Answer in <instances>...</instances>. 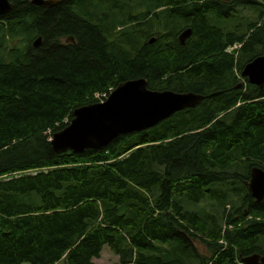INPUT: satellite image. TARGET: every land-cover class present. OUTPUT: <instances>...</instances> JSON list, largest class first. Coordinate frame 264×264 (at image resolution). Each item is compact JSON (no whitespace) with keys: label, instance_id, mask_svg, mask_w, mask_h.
<instances>
[{"label":"trees","instance_id":"16d2710c","mask_svg":"<svg viewBox=\"0 0 264 264\" xmlns=\"http://www.w3.org/2000/svg\"><path fill=\"white\" fill-rule=\"evenodd\" d=\"M8 1L12 11L0 16V264H93L105 246L118 264H241L264 255V198L255 202L245 187L251 167L264 170V85L235 74L264 55V0ZM100 3L111 19L94 14ZM237 8L243 17L228 30L209 23V15L230 23ZM127 23L136 24L112 36ZM185 24L192 35L181 46L176 29ZM138 78L151 90L205 99L102 149L53 151L51 135L76 108ZM233 178L242 190L230 182L237 198L223 229L208 232L196 206ZM205 232L212 240L197 235Z\"/></svg>","mask_w":264,"mask_h":264},{"label":"water","instance_id":"95a60500","mask_svg":"<svg viewBox=\"0 0 264 264\" xmlns=\"http://www.w3.org/2000/svg\"><path fill=\"white\" fill-rule=\"evenodd\" d=\"M59 0H31V4L49 8ZM8 0H0V16L12 11ZM192 30L180 32L177 40L181 46L191 37ZM41 39L32 43L40 46ZM154 39L149 40V44ZM241 76L256 87L264 85V55L247 63ZM205 99L193 92L177 93L171 90H151L144 78L131 79L118 84L105 101L84 105L73 111L68 126L52 135L50 144L57 154H80L86 150H99L121 135L143 132L156 127L174 114L198 107ZM245 187L255 202L264 198V170L253 166ZM242 264H264V255L252 254L240 260Z\"/></svg>","mask_w":264,"mask_h":264},{"label":"rangeland","instance_id":"374dc122","mask_svg":"<svg viewBox=\"0 0 264 264\" xmlns=\"http://www.w3.org/2000/svg\"><path fill=\"white\" fill-rule=\"evenodd\" d=\"M238 10V14L235 15V17L231 18L230 23H226V22H218V20L214 19L212 15L207 16L209 23L212 26H216L218 28L221 27V29L223 31L228 30L234 23V20L237 19V17H243L242 16V10L237 8ZM247 9L244 10V15L248 16L249 12L246 11ZM102 13H107L109 18L111 19L110 13H108V10L106 8V6L103 3L99 4V7L94 11V14L97 15H101ZM9 14V13H8ZM7 15V14H5ZM2 15V16H5ZM113 20V19H112ZM116 21H121L123 20V18H118L115 19ZM136 23H127L125 25H118L113 29H110L112 36H115L117 33H121L124 31L125 28H130L132 26H134ZM188 24H185L183 26L180 27H184ZM179 27V29H180ZM178 29H176V32ZM138 32L142 31V28H137ZM180 32V31H179ZM178 32V33H179ZM178 34H176L177 37ZM137 38L139 37V33L135 35ZM152 38V37H151ZM155 38V37H154ZM117 39V38H115ZM138 40V39H137ZM117 41V40H116ZM116 41H113L112 44L115 47L116 50H119L121 52H125V53H129V54H133V51L130 49L129 46H122V47H117L116 45ZM11 45V44H10ZM5 46H9L8 44H5ZM12 47H19L22 48L21 44L18 42H13ZM239 46L236 45L233 48H231L229 51H232L233 49H237ZM235 74L237 75L238 78L242 77L241 74L239 75L238 72L235 71ZM243 79H246L244 77H242ZM240 85H245V83L243 81L240 80ZM239 87V86H238ZM200 108V107H199ZM65 121V120H64ZM173 124L175 123L172 122ZM54 134V133H53ZM52 137V135H51ZM50 137V138H51ZM238 174L241 173V169H237ZM230 182L233 183L234 187H239L240 190L241 186H239L238 182L236 179H231L229 180L226 184H223V186L221 185H214L212 186L210 189V191H212V194L210 192L209 198L205 197L203 200H201L199 202V204L196 206V209L200 215V219L206 223L207 227H208V232L211 231L212 233H217L218 231L223 229V219L225 217V215L227 214L228 209L230 208L231 204L236 200L238 192L234 191L233 189H231L229 187ZM216 196L219 197V199H216ZM224 201L225 204L221 205L219 204L217 201ZM192 204V203H190ZM184 210L186 211H191L194 209V206H189V205H184ZM236 207V206H235ZM208 232H205L204 235L197 233V235L201 238H203V240L206 241H210L212 240L211 238H208ZM163 249L165 250L166 248L163 247ZM169 250L171 254H175L176 252H178L179 254H181L177 248L175 246H169ZM166 251V250H165ZM174 251V252H172ZM181 256H183V254H181ZM93 264H118V258L112 253V251L105 246L102 250V252L100 253L98 258H95L92 260ZM58 264H63L62 262L58 263Z\"/></svg>","mask_w":264,"mask_h":264},{"label":"flooded vegetation","instance_id":"af4514ba","mask_svg":"<svg viewBox=\"0 0 264 264\" xmlns=\"http://www.w3.org/2000/svg\"><path fill=\"white\" fill-rule=\"evenodd\" d=\"M186 27H189V26L180 27V29L177 30V31H178V32H179V31H182V30H184V28H186Z\"/></svg>","mask_w":264,"mask_h":264},{"label":"bare ground","instance_id":"6f19581e","mask_svg":"<svg viewBox=\"0 0 264 264\" xmlns=\"http://www.w3.org/2000/svg\"><path fill=\"white\" fill-rule=\"evenodd\" d=\"M235 52V51H234Z\"/></svg>","mask_w":264,"mask_h":264}]
</instances>
